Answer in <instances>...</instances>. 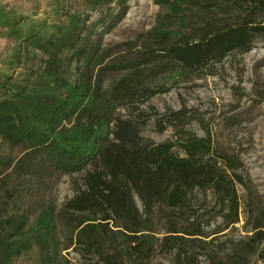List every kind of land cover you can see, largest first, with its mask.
Returning a JSON list of instances; mask_svg holds the SVG:
<instances>
[{"label": "trees", "instance_id": "obj_1", "mask_svg": "<svg viewBox=\"0 0 264 264\" xmlns=\"http://www.w3.org/2000/svg\"><path fill=\"white\" fill-rule=\"evenodd\" d=\"M129 1L77 0L83 11L67 27L26 26L28 41L52 50L47 80L14 84L0 97V264H12L34 244L40 264H151L155 257L172 264H264V195L242 173L239 154L223 149L209 127L203 136L185 130V108L154 115L157 131L173 128L175 141L144 138L150 116L140 108L165 92L147 86V76L200 77L231 53L249 52L264 34V21L251 18L264 14V0H210L219 10L235 9L236 20L214 24L196 16L195 26L202 24L196 39L169 26L182 6L191 11L201 0H154L167 10L153 32L154 47L105 66L100 39L94 45L89 35L81 39L79 21L97 8L110 16L115 6L113 25ZM0 26L22 31L17 17L2 10ZM113 71L125 73L105 85ZM74 174L71 196L56 205L57 180ZM68 250L77 260L60 256Z\"/></svg>", "mask_w": 264, "mask_h": 264}, {"label": "rangeland", "instance_id": "obj_2", "mask_svg": "<svg viewBox=\"0 0 264 264\" xmlns=\"http://www.w3.org/2000/svg\"><path fill=\"white\" fill-rule=\"evenodd\" d=\"M112 7L110 16H105L103 8H97L96 11L83 12L79 21L81 31L78 36L81 39L89 35L92 45L100 39L98 55L103 54L105 66L134 61L144 50L154 47L153 32L157 28V21L167 12L154 0H130L125 15L112 25L111 21L116 19L118 13L117 8ZM0 10L17 17L22 29L15 33L9 27L0 26V87L6 85L0 88L1 97L14 84L32 87L48 79L45 67L52 48L46 46L39 49L38 44L28 41L30 31L26 26L33 24V28L37 29L44 25L50 30L54 26L65 28L70 17L83 9H79L77 0H0ZM196 16H206L214 24L236 20L235 9L219 10L213 1L201 0L191 11L182 6L180 13L175 16L176 21L170 23L169 27L178 36L189 35L196 39L202 28V24L195 26ZM251 18L262 22L264 14L255 13ZM180 20H183L181 25L176 23ZM109 26L110 30L106 31ZM59 57L63 60L64 53ZM71 68H74L73 62ZM206 71L210 74L189 78L167 73L147 76V86L163 88L165 92L152 97L140 107L150 116L141 128V135L155 143L175 141L178 135L173 128H167L162 133L157 131L154 115L185 108L190 111V118L184 129L203 136L202 128L209 127L223 149H233L239 154L242 173L248 174L258 191L264 195V34L254 38L249 52L231 53L221 63L211 64ZM124 73H106L105 85ZM148 106L153 110L148 109ZM125 113L119 110V114ZM176 126L180 127L179 124ZM78 180V174L62 176L57 180L52 190L56 205L71 196ZM238 191L242 196L240 187ZM240 219L239 225L243 222L242 214ZM61 255L68 260H77L70 250ZM40 258L39 248L34 244L12 264H40ZM151 264L172 262L170 257H155ZM250 264L261 263L253 259Z\"/></svg>", "mask_w": 264, "mask_h": 264}]
</instances>
